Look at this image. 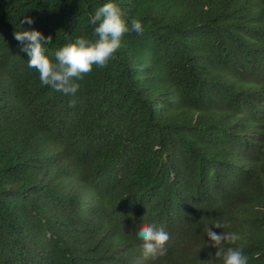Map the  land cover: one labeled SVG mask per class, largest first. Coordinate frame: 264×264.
<instances>
[{"label": "trees", "instance_id": "16d2710c", "mask_svg": "<svg viewBox=\"0 0 264 264\" xmlns=\"http://www.w3.org/2000/svg\"><path fill=\"white\" fill-rule=\"evenodd\" d=\"M107 2L0 0V264H223L206 225L264 264V0H114L115 58L75 94L42 85L15 32L54 59Z\"/></svg>", "mask_w": 264, "mask_h": 264}, {"label": "clouds", "instance_id": "9594fccd", "mask_svg": "<svg viewBox=\"0 0 264 264\" xmlns=\"http://www.w3.org/2000/svg\"><path fill=\"white\" fill-rule=\"evenodd\" d=\"M33 18L25 17L21 23H33ZM98 26L94 28L93 38L80 37L75 42L68 43L54 52V59L47 55L48 45L52 44L51 35L45 36L40 30L16 31L14 38L22 45L21 51L30 57L28 66L39 73L42 85L50 86L57 92L75 94L79 85L73 83V78L82 77L92 71L93 65L104 67L121 47L123 37L129 32V22L125 18L120 6L109 0L99 7L92 16L90 23ZM131 30L143 33L142 23L137 19L131 20ZM216 228L224 229L228 225L217 222ZM204 231L210 238L211 246L217 248V259H222L223 264H248V256L241 248L223 245L235 243L240 239L239 235L232 232L217 233L208 225ZM137 236L143 241V255L147 257L163 256L166 254L165 245L170 235L164 227H156L145 223L139 228Z\"/></svg>", "mask_w": 264, "mask_h": 264}]
</instances>
